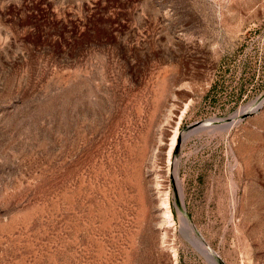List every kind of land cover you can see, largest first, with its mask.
Wrapping results in <instances>:
<instances>
[{"label":"rangeland","instance_id":"374dc122","mask_svg":"<svg viewBox=\"0 0 264 264\" xmlns=\"http://www.w3.org/2000/svg\"><path fill=\"white\" fill-rule=\"evenodd\" d=\"M0 264H264V0H0Z\"/></svg>","mask_w":264,"mask_h":264},{"label":"bare ground","instance_id":"6f19581e","mask_svg":"<svg viewBox=\"0 0 264 264\" xmlns=\"http://www.w3.org/2000/svg\"><path fill=\"white\" fill-rule=\"evenodd\" d=\"M233 119V118H232ZM234 120V119H233ZM231 122V121H230ZM232 123V122H231ZM163 204H164V208H165V210H164V218L165 219H168V218H170V212L167 210V205H166V203L165 202H163ZM184 223V222H183ZM185 224V223H184ZM186 226V225H185ZM192 228V227H191ZM190 228V229H191ZM189 230V229H188ZM193 231V230H192ZM189 232H191V231H189ZM192 233H190V235H191ZM192 239V238H191ZM189 241H190V238H189ZM191 242H194V246L196 245L197 246V248L199 247L200 249H203L204 248V246L201 244V243H199V242H197V241H191ZM199 249V250H200ZM212 252V251H211ZM211 254V253H210ZM209 257V256H208Z\"/></svg>","mask_w":264,"mask_h":264},{"label":"water","instance_id":"95a60500","mask_svg":"<svg viewBox=\"0 0 264 264\" xmlns=\"http://www.w3.org/2000/svg\"><path fill=\"white\" fill-rule=\"evenodd\" d=\"M193 240L194 241H197L199 243H201L203 245V243L197 238V237H194L193 236ZM199 248V247H198ZM200 249V248H199ZM200 251L204 252L205 254H207L208 256L212 257V255L207 251V249L203 248V249H200Z\"/></svg>","mask_w":264,"mask_h":264}]
</instances>
